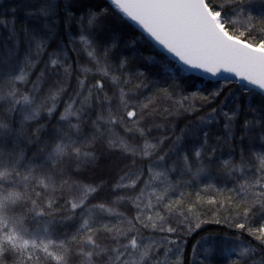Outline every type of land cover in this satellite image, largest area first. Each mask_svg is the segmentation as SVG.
<instances>
[{
  "label": "snow or ice",
  "instance_id": "1",
  "mask_svg": "<svg viewBox=\"0 0 264 264\" xmlns=\"http://www.w3.org/2000/svg\"><path fill=\"white\" fill-rule=\"evenodd\" d=\"M85 54L101 73L94 84ZM186 69L215 84L184 95ZM205 108L174 139L152 136L162 113ZM97 144L132 161L112 189L124 194L92 204L100 186L77 177ZM213 165L229 195L206 184L201 192L217 193L206 201L169 198V172L200 177ZM59 199L68 215L56 220ZM122 201L135 216L117 210ZM204 202L234 205V227L258 243L221 248L203 237L189 249L202 224L220 222L201 219ZM74 217V232L57 233ZM218 248L230 264H264V0H0V264H185L186 252L188 264H213Z\"/></svg>",
  "mask_w": 264,
  "mask_h": 264
},
{
  "label": "trees",
  "instance_id": "2",
  "mask_svg": "<svg viewBox=\"0 0 264 264\" xmlns=\"http://www.w3.org/2000/svg\"><path fill=\"white\" fill-rule=\"evenodd\" d=\"M5 4L9 3V0H4ZM95 2H101V0H95ZM73 59H76L74 56ZM80 65L82 67L90 68L91 71L87 73L88 82L94 84L97 79L101 78L100 71L94 66L93 63H89V58L87 55H83L80 58ZM38 71V70H37ZM117 74V73H113ZM184 77H186V82L181 87L183 88V94L191 97V93L198 89H203L205 92L209 91L211 87L215 84V82L203 81L199 78H196L192 75H187L183 73ZM83 78V76L81 77ZM151 79V77H149ZM32 80H35L36 77L31 76ZM71 87L66 88V95H63L61 98V102L58 103L59 111L56 113L58 118L59 113L64 111V101L68 100V96L73 94V90L76 87V78H73L70 81ZM163 84V81H160ZM107 84L110 87H114L111 85V79L109 78ZM28 87H31V84H28ZM158 91V90H154ZM111 95V91L109 92ZM171 101L166 102L163 107H170ZM202 102L199 100H192L186 102V106L189 105H197L199 106ZM208 111L207 108L199 111V112H184L180 115L168 116L166 113H162L160 116H157L153 121L154 124L159 125V128H154L152 131V136L156 138H162L164 136H169L171 139L175 137L172 136V130H175L177 135L180 134L181 129L190 122L196 121L199 117L205 115ZM46 115V114H45ZM54 123V121H53ZM211 128V140L215 141L217 135L220 134L219 129L215 125H209ZM222 127V126H221ZM120 134L123 135V131L120 130ZM171 139L166 141L165 144L161 145V148L164 151H168L171 148ZM133 144H143V141H129ZM186 147L190 150L193 145L191 143L186 144ZM94 155L96 157L95 161L82 168L79 172L77 179L85 184H92L100 186L97 193L94 194L95 199L91 200L92 204L100 203V202H111L115 199L117 195H123V192L114 193L112 191L113 185L119 180L120 176L123 174V170L126 165L131 164L132 157L130 154L121 155L119 150H111L107 147L106 144H97L94 148ZM226 155V153H225ZM127 157V158H125ZM136 169L143 170V180L148 179V161H141L139 157L136 158ZM199 162H197L198 164ZM101 170V171H100ZM196 166H193V172H195ZM209 175H203L200 177L193 176L192 173H185L183 178H181V173L179 171L169 172L168 173V181H170L173 185H175V190L169 193V198L175 200L177 197L184 195V200L186 203H195L197 200V193L201 192V189L206 184L215 185L217 188L224 189L225 195H229L227 192V188L233 187L231 182L225 183L223 177L219 176L216 172L215 165L211 166L209 169ZM143 181L141 182L139 187H143ZM139 187L137 188V192L139 191ZM129 193L135 195V193ZM201 195L206 201L209 196H216L217 193L213 190H209L207 192H201ZM64 204V199H59L58 204L55 210L61 215H57L55 217L56 220H60L62 216H67V212H62V206ZM117 210L119 212L124 213L129 218L135 216L136 209L131 203L121 202L120 205L117 206ZM197 211L201 215V219L206 221H213L214 219H219V223L208 222L201 225L200 229L197 230L190 239L189 249L191 243H195V241L200 240L203 237L214 238V241L221 248L228 247L231 248L234 244H252L255 245L258 242L253 240L251 236L247 234L246 231L236 229L234 227L235 223L240 222V218L236 216V209L233 206H226L221 208L219 204L211 205L206 202L198 205ZM228 221H231V225ZM260 219L253 218L249 221V226L258 227L260 224ZM80 220L78 217H74L72 220H66L63 224H57L55 226V230L57 233H68L69 235L75 231L77 227H79ZM147 234V233H146ZM188 253H185V264H188ZM213 264H230V261L227 260V253L221 255L220 248L217 249L216 256L213 258Z\"/></svg>",
  "mask_w": 264,
  "mask_h": 264
},
{
  "label": "water",
  "instance_id": "3",
  "mask_svg": "<svg viewBox=\"0 0 264 264\" xmlns=\"http://www.w3.org/2000/svg\"><path fill=\"white\" fill-rule=\"evenodd\" d=\"M178 67H179V65H178ZM183 73H185L187 75H192V76L199 78L203 81L215 82L214 78L210 77L208 74H202L197 70L186 69Z\"/></svg>",
  "mask_w": 264,
  "mask_h": 264
},
{
  "label": "rangeland",
  "instance_id": "4",
  "mask_svg": "<svg viewBox=\"0 0 264 264\" xmlns=\"http://www.w3.org/2000/svg\"><path fill=\"white\" fill-rule=\"evenodd\" d=\"M101 171V170H100Z\"/></svg>",
  "mask_w": 264,
  "mask_h": 264
}]
</instances>
